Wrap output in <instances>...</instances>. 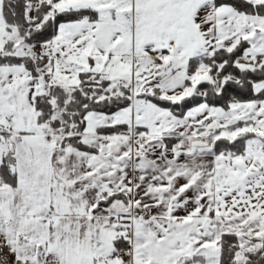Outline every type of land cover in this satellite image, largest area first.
Wrapping results in <instances>:
<instances>
[{
	"label": "snow or ice",
	"instance_id": "snow-or-ice-1",
	"mask_svg": "<svg viewBox=\"0 0 264 264\" xmlns=\"http://www.w3.org/2000/svg\"><path fill=\"white\" fill-rule=\"evenodd\" d=\"M0 264H264V0H0Z\"/></svg>",
	"mask_w": 264,
	"mask_h": 264
}]
</instances>
